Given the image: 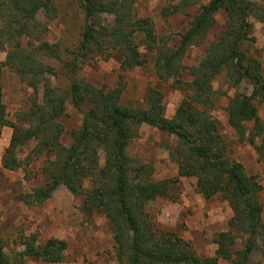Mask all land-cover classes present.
I'll return each mask as SVG.
<instances>
[{"label": "trees", "instance_id": "obj_1", "mask_svg": "<svg viewBox=\"0 0 264 264\" xmlns=\"http://www.w3.org/2000/svg\"><path fill=\"white\" fill-rule=\"evenodd\" d=\"M54 1L0 0V50L5 53L0 71L6 67L31 89L25 107L8 120L0 76V130L11 129L0 165L17 168V152L29 142H34L35 154L47 156L40 169L43 182L16 198L26 205L42 203L59 186L72 195L81 194L82 213L97 212L108 220L117 264H253L252 253L264 246L261 186L239 162L225 155L217 123L206 109L215 102L211 82L224 71L231 85L243 82L251 90L228 98L226 123L239 141L247 133L250 144L264 132V116H257L254 104V100L264 104V72L244 46L253 41L248 17L264 22V7L252 0H175L160 8L161 17L189 15L188 9L195 5L198 9L171 44L172 37L159 35L149 17L133 13V4L143 0H75L83 24L75 50L65 62L67 88L61 89L48 78L56 74L53 68L39 58H60L58 46L44 40L46 27L37 19L38 14L46 21L56 16ZM220 10L226 16L224 30L201 59L185 65L186 50L203 42ZM139 47L152 51V70L159 81L188 92L171 118L164 116L162 94L155 88L147 89L143 107L126 106L119 101V89L96 86L79 76L84 62L112 53L121 71L141 67L146 60ZM66 103L76 108L86 104L80 125L69 131L67 146L59 140L63 125L58 120ZM141 124L175 137L168 157L175 161L178 177H193L203 199L218 195L226 201L231 216L226 229L211 240L212 255L196 254L181 235L159 229L145 211L148 201L170 195L175 179H151L150 167L135 163L127 154L126 147ZM84 180L90 182L86 188ZM237 238L241 246L232 249ZM20 246L6 254L0 241V264H24V258L60 262L66 243L55 238L36 243L30 236Z\"/></svg>", "mask_w": 264, "mask_h": 264}, {"label": "rangeland", "instance_id": "obj_2", "mask_svg": "<svg viewBox=\"0 0 264 264\" xmlns=\"http://www.w3.org/2000/svg\"><path fill=\"white\" fill-rule=\"evenodd\" d=\"M175 0H143L133 4V13L138 17H149L155 31L159 35L169 34L174 43L177 34L184 30L190 16L198 9L195 5L188 9L189 15L174 14L166 18L161 17L159 10ZM207 0H201L205 3ZM264 7V0H252ZM56 16L45 20L38 14L37 19L44 23L46 32L44 40L55 43L60 49L59 60L40 56L41 62L55 71L49 76L50 83L61 89L67 88L65 77V62L70 58V52L75 50L83 24V14L77 7L75 0H55ZM105 15H103L104 17ZM109 19V16H105ZM225 13L220 10L215 14V22L207 31L205 39L198 46L189 47L184 56L185 65L195 64L207 46L225 28ZM45 21V22H44ZM250 35L253 41L245 44L247 52L259 60L264 72V22L253 16L248 17ZM23 43L26 38L23 37ZM140 55L146 60L141 67L121 71L115 54L94 57L81 65L79 76L90 83L107 88L119 89V101L126 106L143 107L145 93L149 88H155L162 94L164 116L171 118L177 104L187 98L188 92L170 86V82L159 81L152 70V51L139 47ZM4 51L0 50V61L4 58ZM1 98L5 106L6 117L13 120L16 111L26 105V99L31 89L20 82L17 76L6 67H2ZM215 91L214 106L206 109V113L216 121L218 134L226 146L225 155L239 162L248 175H253L261 186L259 192L262 204L261 220L264 226V132L255 137L253 144L245 139L239 141L232 129L226 123L224 107L228 98L235 93L249 94L250 86L246 83L231 85L224 71L220 72L211 82ZM257 116H264V104L254 100ZM86 104L78 108L65 104L64 112L59 117L63 125L60 142L67 146L69 131L80 125L81 112ZM251 123H247L249 128ZM11 129L3 126L0 130V157L8 144ZM174 136L161 132L154 127L141 124L137 135L131 139L126 147L127 154L135 161L151 169V179H175L168 197H158L145 204V211L161 230L175 232L188 241L194 252L199 255H212L214 235L226 229V221L231 211L226 201L218 195L205 200L195 189L193 177H178L176 163L168 157V152L175 147ZM34 142L22 146L17 152L18 167L7 170L0 165V241L2 249L10 254L21 249L20 241L34 236L36 243H42L49 238L65 241L66 248L60 262L49 263L31 258H24V264H117L114 256L111 226L100 213H82L80 206L83 199L81 194L72 195L65 187L59 186L42 203L26 205L16 195L30 191L43 182L40 172L47 156L35 154ZM99 163L102 155L99 154ZM90 185L89 180L83 181V187ZM237 238L232 249L239 248ZM253 264H264V246L255 250L251 255Z\"/></svg>", "mask_w": 264, "mask_h": 264}]
</instances>
